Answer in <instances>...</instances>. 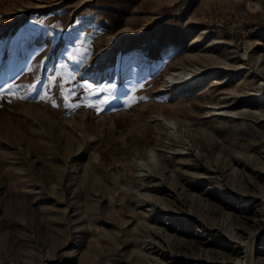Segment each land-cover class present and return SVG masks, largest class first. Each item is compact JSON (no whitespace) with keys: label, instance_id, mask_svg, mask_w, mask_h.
Instances as JSON below:
<instances>
[{"label":"rangeland","instance_id":"rangeland-1","mask_svg":"<svg viewBox=\"0 0 264 264\" xmlns=\"http://www.w3.org/2000/svg\"><path fill=\"white\" fill-rule=\"evenodd\" d=\"M111 35L118 60L101 74ZM202 52L217 68L172 98L165 74L203 67ZM68 72L94 94L65 99L66 77H49ZM9 83L0 264H249L264 231V0H0Z\"/></svg>","mask_w":264,"mask_h":264},{"label":"bare ground","instance_id":"bare-ground-1","mask_svg":"<svg viewBox=\"0 0 264 264\" xmlns=\"http://www.w3.org/2000/svg\"><path fill=\"white\" fill-rule=\"evenodd\" d=\"M118 39L119 37L116 35H111L108 37L106 45L98 52L97 55L93 57L91 68H97V70L100 71L101 74L102 73L104 74L107 64L117 63L118 59L115 55V45L117 44ZM259 44H262V40L256 39L254 43H249V47L258 46ZM244 54H247V51H245ZM260 56L261 55H258V58H260ZM195 58L205 62L206 64L203 67L196 68L195 70L190 68H183L181 70L172 69L165 74V81L170 83L172 89V93H171L172 98H175L180 94H182L185 88L195 87L206 82L207 79L210 77L211 72L217 68L216 62L221 61L219 56L213 55L212 53H208V52H202L200 55L196 54ZM211 63L214 66H211L210 65ZM242 68H243V64H239V65H233V67H228L227 70L229 71V74H231L232 77L233 76L238 77L240 72L243 73ZM253 72H255L253 69H249V74L251 73L252 75ZM261 85H264V83H261ZM261 90H264V87ZM262 95H264V93L260 94V96ZM217 108L218 107H214L213 109H210L207 112L210 115L220 114L221 116H232V114H230L233 112L232 110L229 109L218 110ZM167 122H169V120H167ZM157 154H158L157 150L154 147H151L147 152L148 160L152 159L153 156ZM263 235H264V231H259L258 233L254 234L252 238L250 237L251 240L248 244L249 264H256L253 261L254 244L256 240L262 237Z\"/></svg>","mask_w":264,"mask_h":264},{"label":"snow or ice","instance_id":"snow-or-ice-1","mask_svg":"<svg viewBox=\"0 0 264 264\" xmlns=\"http://www.w3.org/2000/svg\"><path fill=\"white\" fill-rule=\"evenodd\" d=\"M72 58L75 59V57H72ZM61 67L63 68L64 65H61ZM29 71H31V69H29ZM58 76L66 77L64 79L63 85H60L61 92L63 94H65V99H69L70 100L71 96L75 94V87H84L87 90H89L90 94H94L93 93V85L89 84L87 82H85L83 85L77 84V85H75V87H66L67 85H70V84H72L75 81V76H76L75 72L57 73L56 75H52V76L49 77L50 84L56 83ZM15 86H16L15 83L6 84L4 86V88H0V92L4 91L5 88L10 90V89H12ZM112 87H115V86L112 85ZM101 90H103V89H101ZM40 98L44 99L45 97L41 96ZM108 102H109V98L108 97H104L103 100L99 101L100 104H107ZM70 106L76 107L77 105L72 104ZM89 106L90 107H94L95 105H89Z\"/></svg>","mask_w":264,"mask_h":264}]
</instances>
